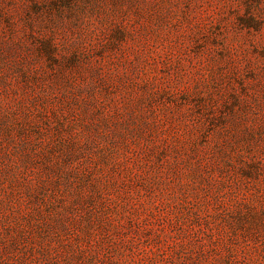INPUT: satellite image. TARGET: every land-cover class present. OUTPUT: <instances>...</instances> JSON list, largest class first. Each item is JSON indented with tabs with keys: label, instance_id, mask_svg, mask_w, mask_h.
Wrapping results in <instances>:
<instances>
[{
	"label": "rangeland",
	"instance_id": "rangeland-1",
	"mask_svg": "<svg viewBox=\"0 0 264 264\" xmlns=\"http://www.w3.org/2000/svg\"><path fill=\"white\" fill-rule=\"evenodd\" d=\"M0 264H264V0H0Z\"/></svg>",
	"mask_w": 264,
	"mask_h": 264
}]
</instances>
